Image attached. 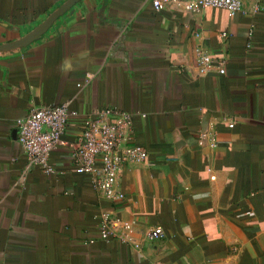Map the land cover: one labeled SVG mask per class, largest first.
<instances>
[{
	"label": "crops",
	"instance_id": "obj_1",
	"mask_svg": "<svg viewBox=\"0 0 264 264\" xmlns=\"http://www.w3.org/2000/svg\"><path fill=\"white\" fill-rule=\"evenodd\" d=\"M67 1L0 0V46ZM242 4L230 15L186 0L161 12L150 0H80L38 41L0 54V264H264V0ZM63 103L76 115L56 169L86 118L129 116L146 158L119 172L122 200L28 162L16 120ZM106 211L119 219L109 241ZM156 227L164 238L149 240Z\"/></svg>",
	"mask_w": 264,
	"mask_h": 264
},
{
	"label": "built area",
	"instance_id": "obj_2",
	"mask_svg": "<svg viewBox=\"0 0 264 264\" xmlns=\"http://www.w3.org/2000/svg\"><path fill=\"white\" fill-rule=\"evenodd\" d=\"M180 0H150L153 9L161 12L166 6ZM188 8L197 12L202 8H218L235 15L242 11V0H186ZM204 69L211 63L207 56L198 55ZM219 74H224L222 67ZM67 103L34 109L26 118L16 120L17 141L27 155L28 162L37 166L47 176H62L66 169L75 174L86 175L89 183L104 200L117 202L123 195L116 190L119 172L125 165L140 164L146 158V151L130 145L131 120L116 110H102L94 118L82 122V131L75 149L63 160L67 168L56 169L50 165L51 153L58 145L70 117L75 116ZM112 119L111 122L108 120ZM119 219L113 212L99 215L98 230L105 241L113 236V229ZM164 238V232L156 227L148 233V239Z\"/></svg>",
	"mask_w": 264,
	"mask_h": 264
},
{
	"label": "water",
	"instance_id": "obj_3",
	"mask_svg": "<svg viewBox=\"0 0 264 264\" xmlns=\"http://www.w3.org/2000/svg\"><path fill=\"white\" fill-rule=\"evenodd\" d=\"M80 0H68L56 11L50 14L41 24L34 30L26 34L24 37L15 40L9 44L0 46V54L13 52L17 49L25 48L30 44L38 41L62 15L75 6Z\"/></svg>",
	"mask_w": 264,
	"mask_h": 264
}]
</instances>
